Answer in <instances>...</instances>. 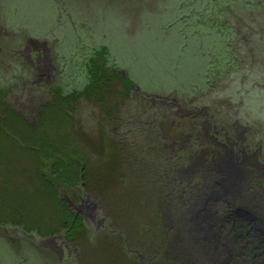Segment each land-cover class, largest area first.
Listing matches in <instances>:
<instances>
[{
    "label": "rangeland",
    "instance_id": "rangeland-1",
    "mask_svg": "<svg viewBox=\"0 0 264 264\" xmlns=\"http://www.w3.org/2000/svg\"><path fill=\"white\" fill-rule=\"evenodd\" d=\"M177 1L0 0V264L15 253L26 264H211L190 239L206 215L215 226L201 232L199 222L195 236L221 264H264L254 220L264 211L220 200L216 178L239 171L264 203V0L261 10L209 0L195 11ZM174 16L198 24L168 28ZM215 17L239 31L241 67L203 81L220 43L199 29ZM53 32L83 34L79 50L108 38L125 69L109 74L101 98L72 97L55 122L71 59Z\"/></svg>",
    "mask_w": 264,
    "mask_h": 264
},
{
    "label": "trees",
    "instance_id": "trees-1",
    "mask_svg": "<svg viewBox=\"0 0 264 264\" xmlns=\"http://www.w3.org/2000/svg\"><path fill=\"white\" fill-rule=\"evenodd\" d=\"M182 1L183 0H179L177 2L182 3ZM189 1L192 2L190 4H192V6L194 8L190 11H195L201 5L206 4L207 1L210 2L209 0H189ZM216 1L220 2L219 6H220L221 2H223L224 4H230L231 7L236 6V4H241V5H243V8H245V9L251 8V9H256V10H261V3H263L262 0H216ZM213 2H214V0H212V3ZM177 9H178V11L180 10L179 8H177ZM167 14H169V13L166 12L163 17L167 16ZM210 15H212V14H210ZM210 15L209 16L207 15L206 17H208L210 19ZM175 16H176V14H175ZM175 16L166 20V26L168 28L170 26L171 27L175 26L176 23L177 24L181 23V26H184L186 29L188 28L189 30H192V29H195L196 25L198 24V18L196 21L195 20H192V21L189 20V21L185 22L186 24H184L181 21H179L180 18L178 20V17H175ZM55 18H56L55 23L56 22L58 23L59 19L56 16H55ZM184 18H186V16ZM218 18L215 17V18L211 19L210 22L208 23V25H210L208 28L199 29V30H201L200 36H203L204 33L206 35H208L210 32V33L215 34L217 36L218 42L220 43L218 45V47H219L218 50L213 48V49H210V51H209V49H207L206 52H204L206 54L209 51V54H206V57H207L206 58V66L204 67L203 74H202L203 75V78H202L203 81H205L206 75L208 76V74H209V78H210L211 74L212 73L214 74L215 72H217L218 69H219L220 73L222 72L223 74L229 75L232 71L236 72L241 67V61H240L241 59H239L240 53L238 52V48H237L238 47L237 40H238L239 35H240L239 31L237 30V28L234 24L222 23V21L219 20ZM173 20H174V22L171 23L170 21H173ZM200 24L207 25L206 23H200ZM14 25L16 26V24H14ZM162 25H164V22L162 23ZM199 30H198V32H199ZM181 31H182V28L179 31V34H181L183 36V38L185 39V37L183 35L184 33H182ZM38 32L40 33V31H38ZM79 32L83 33L86 36L88 35L87 32L84 33V29H80V31H78V33ZM81 33L76 35L78 40L74 37V34H71V37L68 38V41H66V39H64V36H62L61 34L54 33V32H53V34L49 33L50 35H52V37L56 36L61 40L59 42V47L61 46L60 49L65 54V56H70L69 59H71V63H70L71 73L69 75H66L67 78H71V79L66 80L67 83H70L69 85H67V88H68L67 94L65 92V94L55 95L54 98H52L54 100V102H56L55 104L58 106L57 108L60 109L58 112H56V110L52 111V113H50V114H53V116L48 117V119H50L51 121H54V122L57 121L58 118H60L59 116L62 114H59V112H61L62 110L67 111V109H68V112H71V110H69L70 107L68 108V105L66 102H68L70 99H72V97H76V96H80V97H83V96H86V97L91 96L92 97L93 96V97H95L96 95L98 96L99 95L98 93H100V91H97V90L101 86H104V83L107 81L106 79L108 78L109 74L112 71H114V68L119 70V67H120L119 65H117L116 60L114 58H112V56H111V48H109V46H108L109 45V39L103 37L102 35H101V37L99 36L98 40H96L95 42L96 43L100 42L99 41V39H100L101 41L106 42L105 44L98 45L97 47L93 46V47H91V50H84V49L79 50L78 48H80V46L78 45L77 42H79L80 40L83 41V39H84L82 36L83 34H81ZM40 34H42V33H40ZM46 34H48V33H46ZM192 34L193 33H191V35ZM196 37H198V36H196ZM90 38H93V37L91 36ZM186 38H188V37H186ZM64 40L67 42V44H70V48H68L69 50L68 49H62V44H63ZM186 46H187V44H186ZM83 51H85V52H83ZM101 55H102V58L100 57ZM101 59H103V61H101ZM120 69L125 70L121 67H120ZM128 79H130V78L128 77ZM132 81L135 82L134 79H132ZM204 84L205 83L203 82L201 85H204ZM172 91H174V89ZM176 91L179 92L180 90L179 91L176 90ZM99 97L101 98V95H99ZM52 104H53V106L55 105L54 103H52ZM56 105L54 107H56ZM72 114L73 113H71V116H72ZM178 143H180V142L178 141ZM177 144L172 146V147H171V145H172L171 143L168 144V147L165 148V149H167L166 151H168L169 153L174 152L173 150H176ZM34 147L35 148H32V149L37 150V151L39 150V154L42 150H45V149H42V147H40V145H36V146L34 145ZM45 147H49V146L45 145ZM165 149H164V151H165ZM49 150H50V147H49ZM160 153H165V152L160 151ZM59 155H61V154H59ZM49 158H53V157H49ZM176 161H178V159ZM39 162H40V160H39ZM181 163H179V164H181ZM176 170H178V169H175V172H176ZM2 171H4V170L2 169ZM1 174H3V172ZM172 187H173V185H172ZM174 187H176V185H174ZM12 189H13V187H12ZM168 192L169 191L167 190L166 194ZM168 195L169 194H167V196ZM3 243L7 247H9V249H10V245L8 243L6 244L5 241H3ZM15 255L17 257L15 264L29 263V261H28L29 255H27L26 262H22L21 256L17 255L16 253H15ZM168 261H171V260L169 259ZM36 264H43V263L40 262L39 260H37Z\"/></svg>",
    "mask_w": 264,
    "mask_h": 264
},
{
    "label": "bare ground",
    "instance_id": "bare-ground-1",
    "mask_svg": "<svg viewBox=\"0 0 264 264\" xmlns=\"http://www.w3.org/2000/svg\"><path fill=\"white\" fill-rule=\"evenodd\" d=\"M236 170H239V167L236 168ZM237 172L239 173V171H237ZM237 172L235 173V172H232L230 170H228V172H226V174H225V172L224 173L218 172V174L220 176L219 175L216 176L217 180L219 181V183L217 184V187L219 189L217 191V195H218L217 197L220 200H222L223 202H228L230 200H234V201L241 200L240 202H243L244 206L245 205L246 206H251V207L254 206L255 209H257L258 211H264V203H262V201H260L261 200L260 197L259 196L257 197L256 195L252 196V195H250L248 193V191H245V186H246L247 181L244 178H242L240 176V174H238ZM243 180L246 181V182H243ZM243 183H245V184L242 187ZM206 199H208V198H206ZM203 203H205V201ZM206 217H207V219L203 222V224L200 222L201 221L200 219H195L194 220L195 226L191 224V231H193V230L194 231L191 232V234H190L191 238L190 239L193 241L194 244H196V245L198 244L197 246L199 248L198 247L197 248L203 253L204 256L205 255L208 256L207 259L210 260L211 264H221L222 261L220 260L219 254L217 255V253L215 251L206 249L205 244L202 243L200 236H195V231L197 229L196 226H197V224L199 225V222L203 225V227L200 228L201 232H204L203 229H204L205 226H207V227H209L211 229H212V227L215 226V224L213 222V219H211V216L206 215ZM254 217H255L254 220L257 223L261 222V224L264 225V216H260V215L258 216L257 215V216H254ZM234 220H236V219H234ZM207 231H208V228H207ZM207 231H205V234L207 236L204 234L205 235V239L208 240L211 237V240H213L214 235H212V231L210 232V235H208L209 232L207 233ZM203 239H204V237H202V240ZM214 241L216 242L217 240L216 239L213 240V244H214ZM221 248H223V247H221ZM223 249L226 251L227 256H229V254H232V253H237V249L233 250L229 246L227 248H223Z\"/></svg>",
    "mask_w": 264,
    "mask_h": 264
},
{
    "label": "flooded vegetation",
    "instance_id": "flooded-vegetation-1",
    "mask_svg": "<svg viewBox=\"0 0 264 264\" xmlns=\"http://www.w3.org/2000/svg\"><path fill=\"white\" fill-rule=\"evenodd\" d=\"M236 160H238L237 158H235ZM232 161V160H231ZM233 163V162H232ZM233 166L235 167V169L236 168H238V165H236V164H233Z\"/></svg>",
    "mask_w": 264,
    "mask_h": 264
}]
</instances>
